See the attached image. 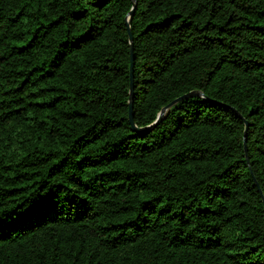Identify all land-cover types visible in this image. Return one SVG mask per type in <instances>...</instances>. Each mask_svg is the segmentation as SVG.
<instances>
[{
  "label": "trees",
  "instance_id": "1",
  "mask_svg": "<svg viewBox=\"0 0 264 264\" xmlns=\"http://www.w3.org/2000/svg\"><path fill=\"white\" fill-rule=\"evenodd\" d=\"M132 6L0 0V264H264V0L135 1L141 132Z\"/></svg>",
  "mask_w": 264,
  "mask_h": 264
},
{
  "label": "water",
  "instance_id": "2",
  "mask_svg": "<svg viewBox=\"0 0 264 264\" xmlns=\"http://www.w3.org/2000/svg\"><path fill=\"white\" fill-rule=\"evenodd\" d=\"M135 1L136 0H132L133 2V6L132 8L130 9V11L128 12L127 16H126V19H125V24H126V29H127V34H128V40H129V58H130V64H129V77H130V84H129V101H128V108H129V114H128V119H129V123L131 125V128L134 130V131H137V132H141L143 130H149L151 129L154 125H156L157 123H159L161 121V119L163 118L164 116V113L165 111L171 106L173 105L175 102L183 99V98H186L188 96H193V95H201L200 92L198 91H190L186 94H183L177 98H175L174 100H172L171 102H169L168 104H166L165 106H163L161 108V110L158 112L157 114V117L155 119V121L151 124V125H148V126H145V127H137L134 122H133V114H132V101H133V89H134V84H133V65H134V59H133V48H132V42H133V37H132V34H131V30H130V18L133 14V11H134V8H135ZM247 127H248V123L245 121V126H244V144H245V153H246V131H247ZM247 157V155H246ZM249 158L247 157V160Z\"/></svg>",
  "mask_w": 264,
  "mask_h": 264
}]
</instances>
